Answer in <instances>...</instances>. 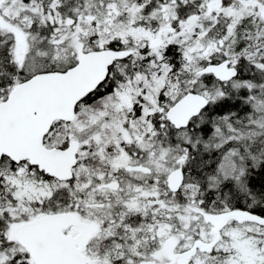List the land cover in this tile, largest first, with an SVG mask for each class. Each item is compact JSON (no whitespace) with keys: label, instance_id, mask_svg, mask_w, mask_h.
<instances>
[{"label":"snow or ice","instance_id":"snow-or-ice-1","mask_svg":"<svg viewBox=\"0 0 264 264\" xmlns=\"http://www.w3.org/2000/svg\"><path fill=\"white\" fill-rule=\"evenodd\" d=\"M0 264H264V0H0Z\"/></svg>","mask_w":264,"mask_h":264}]
</instances>
